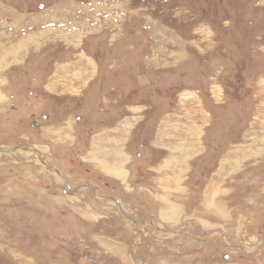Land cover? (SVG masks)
Returning <instances> with one entry per match:
<instances>
[{"label": "rangeland", "instance_id": "obj_1", "mask_svg": "<svg viewBox=\"0 0 264 264\" xmlns=\"http://www.w3.org/2000/svg\"><path fill=\"white\" fill-rule=\"evenodd\" d=\"M0 148V264H264V0H0Z\"/></svg>", "mask_w": 264, "mask_h": 264}, {"label": "crops", "instance_id": "obj_2", "mask_svg": "<svg viewBox=\"0 0 264 264\" xmlns=\"http://www.w3.org/2000/svg\"><path fill=\"white\" fill-rule=\"evenodd\" d=\"M119 3V1L117 2V4ZM116 4V3H115ZM75 5V4H74ZM77 5H78V3H77ZM81 5L83 6V10H84V12L86 13L87 12V14H88V17H89V15L91 16V12L92 11H95L96 9H98V7L97 8H95V6H92V7H94L93 9L90 7V3L88 4H86V3H81ZM89 5V7L88 8H86V6H88ZM110 11H115L112 7H109L108 9H106V11L104 12V17H105V19H104V21H105V25L106 24H110L111 26H117L118 25V23H120L121 22V20H119V19H117V20H115L116 19V17L114 16V18H113V16L111 15V12ZM93 15H95V14H93ZM92 19H91V21H88L87 22V24H86V27H87V30L89 31V33H88V36H90V35H92V37H90V38H92V39H89V37L88 36H84V38L83 39H85V41H84V43H86L85 44V50L87 49V51H88V49H89V51L92 49V47H93V43H96V42H99V38H102L101 36H103L102 34H101V32H103L101 29H99V28H96L95 27V23H97V22H99L102 18H103V15H101V18L99 19V18H97L96 16H93V17H91ZM95 19V20H94ZM90 29H91V31H90ZM103 29V28H102ZM104 34V33H103ZM104 36H106V35H104ZM112 37V36H111ZM113 38V37H112ZM116 41V40H115ZM106 42V41H105ZM88 51V52H89ZM135 51H137V50H129V56L127 57V58H125V61H124V64H123V66H126L127 67V72H130L131 70H134L132 67H131V65H130V61H129V57H130V54L131 53H133V52H135ZM67 52V51H66ZM67 54H69L68 52H67ZM86 54V53H85ZM138 54V53H137ZM73 56V55H72ZM89 57V56H88ZM65 62H67V61H65ZM83 66H85V67H83V69H82V71H81V73L79 72V69H77V72L73 75V76H78L79 74H84V73H86V72H84L86 69L87 70H89V71H91V72H94L95 73V70L97 71V69H96V66H95V64L93 65L91 62L90 63H88V64H86V65H83ZM98 68V72H99V66L97 67ZM84 70V71H83ZM123 70L126 72V68L125 67H123ZM122 70V72H124ZM49 85H54L53 83H49ZM51 88H52V86H51ZM127 123H125V125H124V127H126L127 128ZM121 128H122V126H121ZM119 152H120V150H119ZM224 257V256H223ZM19 259H21V258H19Z\"/></svg>", "mask_w": 264, "mask_h": 264}, {"label": "bare ground", "instance_id": "obj_3", "mask_svg": "<svg viewBox=\"0 0 264 264\" xmlns=\"http://www.w3.org/2000/svg\"><path fill=\"white\" fill-rule=\"evenodd\" d=\"M4 58V57H3ZM2 103H3V101H2ZM1 149V148H0ZM4 151H6V150H4ZM3 150H2V152H4ZM34 152V151H33ZM10 153V152H9ZM36 154H37V152H36ZM39 154V153H38ZM8 155V154H7ZM91 190L93 189V188H90ZM33 191V190H32ZM93 191V190H92ZM93 193H94V195H95V192L93 191ZM97 193V192H96ZM98 196V195H97ZM117 201V200H116ZM123 211V210H122Z\"/></svg>", "mask_w": 264, "mask_h": 264}, {"label": "water", "instance_id": "obj_4", "mask_svg": "<svg viewBox=\"0 0 264 264\" xmlns=\"http://www.w3.org/2000/svg\"><path fill=\"white\" fill-rule=\"evenodd\" d=\"M117 203V201H115Z\"/></svg>", "mask_w": 264, "mask_h": 264}]
</instances>
